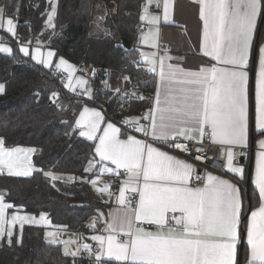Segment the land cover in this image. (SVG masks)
I'll use <instances>...</instances> for the list:
<instances>
[{
	"label": "snow or ice",
	"instance_id": "snow-or-ice-1",
	"mask_svg": "<svg viewBox=\"0 0 264 264\" xmlns=\"http://www.w3.org/2000/svg\"><path fill=\"white\" fill-rule=\"evenodd\" d=\"M199 5V17L204 28L203 54L221 66L188 71L169 64V74L182 76L180 83L191 87L180 89L179 97L167 96L164 101L157 98L159 125L152 110L141 117L149 121L147 126H141L139 121L129 123L133 125V131L145 136L149 135L150 129L154 142H162L167 147L185 152L188 148L181 144V138L192 141L197 136H210L212 142L228 146V171L242 174L243 169L234 164L233 149L236 146L245 148L249 139L247 69L257 18L264 12V0H199ZM156 6H159V0ZM163 9V20L167 23L169 0H164ZM3 14L4 10L0 9V16ZM140 19L144 20L145 17L141 16ZM149 23L157 25L160 17L151 16ZM7 31L15 33L12 18L7 19ZM157 36L158 31L150 29L142 37V42L155 48ZM11 51V48L0 47V53ZM20 51L25 56L29 55L27 47H21ZM53 56V51L47 52L48 58ZM141 56L144 57V54L141 53ZM32 59L45 66L51 62L49 59L41 61L36 55ZM172 59L170 55L160 58L161 81L165 79L164 61ZM143 62L151 65L150 71H157L155 54L151 59L145 57ZM62 66L71 67L61 58L57 67ZM122 79L126 87L131 86V76ZM3 92L4 85L0 84V93ZM116 93L120 95L119 88ZM134 96L135 93L125 92L119 102ZM255 99L256 128L260 130L258 134L264 135V47L259 48ZM100 121L99 112L84 108L75 124L79 129H84L79 131V136L89 141L99 139L95 153L101 161H110L117 169L123 168L128 174L125 181L127 187L121 188L118 198L120 204L128 206V210L108 223L105 229L109 233L107 237H92L99 243L97 251L93 252L89 245L83 246V251L88 252L90 257L95 256V264H105V257L107 261L115 260L120 264H237L242 210L238 188L212 174L206 177L194 175L193 165L133 135L120 139V129L112 123H108L103 135L97 137L95 133ZM261 148L264 149V142ZM33 151L32 148L7 149L5 140L0 139V171L7 169L9 175L17 177L30 176L35 171L30 160ZM104 170L113 171L107 167ZM46 175L52 176L51 173ZM52 179L58 177L52 176ZM193 179H206V183L202 187H192L190 181ZM255 184L261 201H264V151L260 152L257 162ZM129 191L133 194L131 199L125 196ZM11 206L6 205L3 197H0V239L6 236L9 244L13 231L11 228L5 229L3 218L5 208ZM170 213L173 214L171 217ZM177 213L179 216L175 215ZM251 216L247 232L251 258L247 264H264V206L259 211H253ZM34 219L32 216L14 215L12 223L19 221L22 227ZM40 219L46 217L41 215ZM170 220L180 226L179 231L170 226ZM136 222L154 224L159 230L152 232L137 226ZM48 235L52 237L50 242L56 243L55 234ZM121 235L127 239H119ZM80 251L79 248L76 252L65 248L64 255L76 257Z\"/></svg>",
	"mask_w": 264,
	"mask_h": 264
},
{
	"label": "trees",
	"instance_id": "trees-1",
	"mask_svg": "<svg viewBox=\"0 0 264 264\" xmlns=\"http://www.w3.org/2000/svg\"><path fill=\"white\" fill-rule=\"evenodd\" d=\"M57 1L53 31L65 27V32L61 36L47 37L48 0H0L4 14L18 22L16 37L2 33L11 44L12 52L0 53V82L5 86L0 94V137L7 148H39L33 156L37 169L28 177L0 173V191H5V200L12 205L10 209L34 214L46 212L54 224L68 231L87 232L92 229L91 221L99 218V211H106L109 204L95 197L86 180L52 181L45 173H72L79 178L94 174V142L79 136L75 126L78 113L88 99L67 90L55 78L53 70L24 56L20 44L25 39L34 44L41 41L43 35L46 45L55 48L59 55L75 63L85 61L90 64L95 69L91 76L94 90L107 112L113 115L121 109L119 101L128 87L122 78L131 76V83L138 81L148 90L155 88L156 79L133 63V59H138L137 30L142 23L140 17L145 0ZM125 37L133 40L131 49L124 47L122 39ZM263 38L264 12L259 18L253 46L250 63L253 70ZM254 78L252 71V91ZM117 88L120 89L119 96ZM251 96L253 99V93ZM139 97L143 99H133L128 108L133 114L145 110L149 103V99ZM257 136L258 133H253L252 146L256 144ZM252 158L251 150L245 156L247 172L244 179L231 174L240 183L245 213L260 203L259 192L252 183ZM43 232V227L25 225L19 240L14 236L11 244L5 242L0 246V264H71L74 259L81 260L80 255H64L61 245L46 242ZM247 260L248 245L244 240L239 248L238 264H246Z\"/></svg>",
	"mask_w": 264,
	"mask_h": 264
},
{
	"label": "crops",
	"instance_id": "crops-1",
	"mask_svg": "<svg viewBox=\"0 0 264 264\" xmlns=\"http://www.w3.org/2000/svg\"><path fill=\"white\" fill-rule=\"evenodd\" d=\"M157 0H145V2L142 5V12L141 16H144L145 19L141 20V24L145 25L147 28V34L150 29H155L158 31V36L156 38V44L157 47L153 48L151 47L150 44H145L142 42V37L145 35H138L137 40H136V50L138 52V59L141 61L142 67L148 71L149 73L153 74L155 76V88H154V100L152 103V114L156 117V123L157 125L160 124V119H159V113L156 111L157 109V104L156 100L159 98L161 101H164L167 96H173V97H179V92L180 89L182 88H188L191 87L190 85L180 83V81L183 79L182 76L180 75H175L171 76L169 74V69L168 65L173 64V65H178L179 67L188 70V71H199L202 68H209L213 65H216L217 67H220L221 65L216 64L215 61H213L210 57H207L203 54L204 49H203V41H204V28H203V21L199 17V0H169V21L167 23L164 22L163 16H164V0H161L162 3V10L161 13L153 12L151 10V4L154 3ZM49 6H48V16L46 18V24H47V29L50 31H53L55 29V18L57 14V7H58V1L57 0H48ZM0 9H3V5L0 7ZM55 9V11H53ZM153 15H158L160 17V23L157 25H152L149 23V19ZM51 16V19L49 17ZM12 18L13 23L15 25V33H9L7 31V19ZM260 16L257 18V26L254 32V40H253V45L252 48L250 49V55H249V65H248V71H249V83H248V115H249V139L247 143V147H249L252 152H253V169H252V183L255 186V188L258 190L256 187L255 181L257 178V162L259 160V155L261 151H264V149L261 148V143L264 142V135L257 136L256 138V144L252 146V138H253V133H259V129L256 128V99H255V92H256V78L257 74L259 71V52H258V60L256 64L255 70L250 68V63L252 60V55H253V46L256 38V32H257V27H258V22H259ZM6 32L13 37L17 36L18 32V22L16 19L12 16H8L3 14V16H0V47H8L11 48L12 46L9 42H7L3 37L2 33ZM41 42H38L37 44H33L30 39H25L23 42L20 44L21 47H27L29 49V55L26 57H30L32 59L33 55L38 56V59L43 61L45 59H49L51 62L48 66H45L43 63H38L36 60H33L35 63L40 64L47 70H58L62 73H64L67 76V81L65 84V88L77 95L84 96L88 100L87 103L83 105L81 108L80 112L78 113V116L76 120L80 118V113L84 110V108H88L90 111H97L101 115V121L99 123V129L95 133L97 137L103 135L104 129L107 127L108 123H112L115 127L120 129V139H127L129 135L135 136L137 139H140L142 141H146L143 137L134 134V133H129L123 128H121L116 122L113 120L109 119L106 112L104 109L94 103L91 98L95 93L93 83L91 81V76L95 74V69L90 65L87 64L85 67H81L80 63H75L66 57L59 55L57 53V50L51 46L43 45L42 42L46 41L45 37L43 35L40 36ZM46 43V42H45ZM260 47H264V38L261 42ZM167 50V51H166ZM48 51H53L54 56L51 58L47 57V52ZM12 52V51H11ZM22 53V52H21ZM141 53L144 54V57L141 56ZM10 54V53H8ZM23 54V53H22ZM153 54H155V59L157 61L156 72H152L149 70L151 67L150 64L143 62L144 58L147 57L149 59L153 58ZM24 55V54H23ZM165 55H170L173 57L172 60H165L163 64V70L165 72V79L161 81L159 77V71H160V58ZM25 56V55H24ZM63 58L68 65H71V67L67 66H62V67H57V65L60 63V59ZM90 67V69H89ZM252 71L254 72V89L253 91L251 90L252 88L250 87L251 84V77H252ZM80 81H84L83 84L80 83ZM0 84L4 85V83L0 82ZM92 86V88H91ZM5 89V86H4ZM92 90V95L88 94L89 90ZM251 93H253V99L251 96ZM1 94V93H0ZM163 106V105H161ZM148 115V114H147ZM253 119V122H252ZM134 120H138V118L135 116ZM253 125V127H252ZM76 126V124H75ZM76 128L78 129V132L80 130L84 129H79L77 126ZM149 133L151 135V130L149 129ZM87 139L86 137H83ZM202 137L197 136L196 139L194 140H200ZM0 139H3L0 137ZM94 142V154L95 157L92 160V169L94 171V174L90 176L89 178H79L83 181L86 180V182L90 185L95 197L102 201L106 202L109 204L108 208L106 211L100 210L99 211V218L93 219L91 221V227L89 231H92L94 233H91L88 235L90 237V243H96L97 246L99 247V243L97 241H94L92 237L94 235H103L107 237L109 235L108 232L105 231L108 223H110L113 219H116L119 216H122L127 210L128 206L122 205L119 203V196H120V190L121 188H126L127 185L125 184V181L127 180V175L123 178V180L116 186L112 187L111 181L112 179L117 175L120 174L124 169L119 168L117 169L115 165L111 164L110 161H101L100 157L98 154L95 153V146L99 144V139H96ZM147 143H152L154 146L158 147V149L165 151L166 153H169L175 158L181 159L182 161H185L191 165H193V172L194 175L199 174V167L188 157L182 156L181 154H178L175 152L172 148L167 147L166 145L162 144L161 142H154L153 140L151 141H146ZM224 147V152L227 156V149L225 145H222ZM239 147V146H237ZM7 148V147H5ZM16 148H32L34 151L30 156V160L35 168L37 167L34 165L33 162V156L34 154L39 152L38 147H33V146H14L12 148H7V149H16ZM250 150V151H251ZM236 154L234 158V164L238 167H241L243 169L242 174L238 173H232L228 171L227 167V162L224 171H215V170H206L205 173L202 175V177H206L208 174L215 175L219 178L225 179L228 182L232 183L235 185L240 193L241 196V201H242V210H241V223L239 225V240L237 242V264H238V252L239 248H241V239H242V234L245 233V239L246 243L248 245V261H250V252H251V246L248 244V226L249 223L251 222L252 219V212L253 211H259V208L261 206H264V201H261L260 198V203L253 209L247 211V213L244 212V201H243V194L241 190L240 183H238L237 180H235L231 174L235 175L238 179H244L246 177V164L243 162H236ZM111 168L113 171L108 172L105 171V168ZM0 173H6L7 169H4L0 171ZM206 183V179L203 180L201 183L196 184L194 183V179L190 181V185L192 187H202ZM259 192V190H258ZM126 198L131 199L133 194L129 191L125 193ZM0 197H3L4 203L7 205L8 203L5 200V191H0ZM138 200V196L136 197ZM135 205H133L134 207ZM16 216H32L35 219L32 222L25 223L22 227L20 225V222L17 221L15 224L12 223V217ZM43 215L46 217V219L41 220L40 217ZM173 214H169V217H171ZM176 216H179V213L175 214ZM4 227L7 230L8 228H11L13 231V236L11 240L13 241L14 236L17 237L19 240L21 237V234L23 232L24 226L25 225H33L37 227H50V228H55V229H62L66 230L64 227L62 228L61 225H56L52 222L50 216L46 212H42L40 214H34L31 212H26L22 210H16V209H10V207L5 208V213H4ZM137 226H140L138 222H136ZM170 226L176 228L179 225H176L174 221H169ZM141 227V226H140ZM146 229V228H145ZM45 230V229H44ZM152 232H156L159 229H147ZM68 231V230H67ZM179 231V230H178ZM88 232V231H87ZM119 239L126 240L127 237L121 235ZM8 243L7 242V237L0 239V246L3 245V243ZM12 243V242H11ZM9 244V243H8ZM106 243H105V248H106ZM86 251H81L78 253V255H81ZM106 259V257H105ZM117 264L120 262L111 260ZM247 264V263H246Z\"/></svg>",
	"mask_w": 264,
	"mask_h": 264
},
{
	"label": "built area",
	"instance_id": "built-area-1",
	"mask_svg": "<svg viewBox=\"0 0 264 264\" xmlns=\"http://www.w3.org/2000/svg\"><path fill=\"white\" fill-rule=\"evenodd\" d=\"M157 1L151 4V10L153 12L161 13L162 10V3L161 0H159V6H156ZM138 34L143 35L147 32V28L145 25H140L138 27ZM65 32V27H62L58 31H50L49 29L45 30V34L47 37H49L52 34H55L56 36H61ZM39 41L37 40V44ZM140 62V63H136ZM133 63L137 68H141L142 64L139 59H133ZM81 67L87 66V63L85 61H82L80 63ZM55 78L65 86L66 81H67V76L58 71V70H53ZM96 76V75H95ZM94 76V77H95ZM141 82H144V79H141ZM125 92H132L135 93V96L132 99H123L121 109L119 110L118 114L113 115L112 113H108L107 109L105 108V104L100 101L99 95L97 92L94 93L92 96L91 100L100 105L104 111L106 112L107 116L109 119L113 120L116 122L121 128L126 130L129 133H134L137 134L141 137H143L146 141H151V135L149 133L148 136H145L143 133H138L133 131V125L129 123V121H139L141 126H147L149 124V121L142 120L141 117L147 116L149 114V110H152V103L154 100V89L153 90H148V89H143L140 86V82L134 81L131 83V86H128ZM124 92V93H125ZM140 95L144 96L145 98L149 99V103L147 104V108L143 111H140L139 113H131L130 110L128 109L131 107L133 103V99H136V97H139ZM132 116H136L138 120L131 119ZM180 142L182 145H186L188 148V151H182V150H174L178 154H181L182 156L190 158L198 167H199V174L202 176L206 170H215V171H224L226 162H227V156L224 152V147L218 143L212 142L210 136H203L200 140H192V141H186L183 138L180 139ZM162 143V142H161ZM164 144V143H162ZM165 145V144H164ZM226 149L228 146H225ZM234 152L236 154V162H240L242 157H245L249 152L250 148H243L241 149L240 147H235ZM127 175L126 171L123 170L120 172V174H117L111 181L112 187H116ZM203 181V180H202ZM202 181H196L194 179V183L199 184ZM138 224L146 229H158V226L156 225H149L146 223H141L138 222ZM177 230H180V226L176 227ZM89 246L92 247L93 252L97 251L99 247L97 246L96 243H90ZM82 258L80 261H77L74 259L71 264H95V256H89L88 252H84L80 255ZM105 264H117L113 261H107L105 259ZM120 264V263H119Z\"/></svg>",
	"mask_w": 264,
	"mask_h": 264
},
{
	"label": "rangeland",
	"instance_id": "rangeland-1",
	"mask_svg": "<svg viewBox=\"0 0 264 264\" xmlns=\"http://www.w3.org/2000/svg\"><path fill=\"white\" fill-rule=\"evenodd\" d=\"M42 44L46 45L44 41L42 42ZM92 92L93 91L90 89L88 91V94L92 95ZM134 118L135 116L131 117V119H134ZM46 173H51L52 176L58 177V179L56 180L75 181L76 179H79L78 176L72 173H64V172H56V171H48ZM46 173H45V176L48 177L50 180L54 181L52 179V176H48L46 175ZM44 229L45 230L43 233H44V239L46 240V242L50 244H54V245H61L63 252L65 251V248H67L71 252H76L78 248L83 250V246L88 245V243L90 242V237L88 235H90L91 233H94L93 230L88 231V232H76V231L62 230L58 228L55 229V228H50V227H46ZM49 233L55 234L56 243L50 242L52 240V237L48 235Z\"/></svg>",
	"mask_w": 264,
	"mask_h": 264
},
{
	"label": "water",
	"instance_id": "water-1",
	"mask_svg": "<svg viewBox=\"0 0 264 264\" xmlns=\"http://www.w3.org/2000/svg\"><path fill=\"white\" fill-rule=\"evenodd\" d=\"M122 41H123L124 47H126L127 49H131L132 48V46H133V40H130V39H128V38L125 37V38L122 39ZM243 161H244V157L241 158V162H243ZM250 210H251V208L249 209V212H250ZM244 239H245V233L242 234L241 247L244 244Z\"/></svg>",
	"mask_w": 264,
	"mask_h": 264
}]
</instances>
